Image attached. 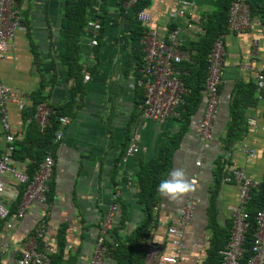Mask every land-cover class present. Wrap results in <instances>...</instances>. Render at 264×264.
I'll use <instances>...</instances> for the list:
<instances>
[{
  "label": "crops",
  "instance_id": "1",
  "mask_svg": "<svg viewBox=\"0 0 264 264\" xmlns=\"http://www.w3.org/2000/svg\"><path fill=\"white\" fill-rule=\"evenodd\" d=\"M189 1L194 3L193 13L180 26L184 29L190 20L196 26V32L183 34L187 48L192 49L203 34L197 23L213 11L214 0ZM248 2L254 9L264 8V0ZM175 3L176 0H153L147 9L162 34H168L166 16ZM65 11V0H15L14 12L22 26L0 62V83L15 90L24 101L23 105L8 106L17 141L28 136L33 123L39 126L40 109L51 111L53 118L55 114L58 116L57 110L71 102L75 80L68 78L61 52ZM119 14L116 0H110L107 6L103 0L94 1L91 19L101 21L104 17L105 24L98 47L91 46L92 38L87 32L82 40L83 77L89 74L90 81L84 78L83 92L75 96L74 116H66L70 125L63 130V139L59 143L54 140L51 155L56 166L50 183L51 196L46 205H34L19 217L21 206L14 211L17 199L12 193L6 195L3 204L12 214L9 222L0 220V243L5 239L0 264H17L28 248L35 245L43 224L52 239H56L62 226H68L66 260L76 254L78 259L74 264H86L95 255L98 238L114 205L120 209L113 218L110 234L120 226L123 208L128 213L121 236H130L147 220L138 204L136 174L141 164L156 159L180 133L181 117L160 124L145 120L139 112L144 94L135 84L136 64L130 65L133 45L127 40L125 20ZM225 45L221 105L213 140L207 141L199 135V124L207 107L204 92L202 105L191 119L173 160L172 172L183 167L189 179L196 180L193 191L178 200L160 195L150 226V240L162 247L161 255H168L172 241L168 229L177 224L178 213L190 203L195 205L194 217L183 230L185 254L181 264H206L213 240L218 237L226 246L232 236L231 210L239 204V191L236 185H225L224 181L217 184L215 172L219 165L224 167L223 178L229 167H236L260 184L264 181V90L256 93L255 105L245 110L246 136L232 148L226 143L234 94L240 88L256 85L257 76L264 69V18L254 15L252 27L246 33L228 32ZM40 91L43 103L36 106L34 97ZM59 131H62L60 123ZM132 137L139 140L141 152L124 164L123 157ZM5 147L0 121V151ZM14 160L25 172L32 164L30 160L25 163ZM5 181L10 187L17 184L11 176ZM8 223L13 227L7 230ZM104 264L117 263L106 257Z\"/></svg>",
  "mask_w": 264,
  "mask_h": 264
},
{
  "label": "built area",
  "instance_id": "2",
  "mask_svg": "<svg viewBox=\"0 0 264 264\" xmlns=\"http://www.w3.org/2000/svg\"><path fill=\"white\" fill-rule=\"evenodd\" d=\"M139 0H126L124 8H133ZM15 0H0V62L4 60L10 42L15 38L21 29V22L14 12ZM194 3L189 0H176L172 10L167 14L168 34H162L160 29L154 26L153 19L147 10L138 14V20L145 29L142 39V51L145 54L144 68L141 70V77L135 79L136 87L143 91V101L139 105V112L145 120L164 124L169 119L179 118V109L184 104L185 98L191 93L186 87L183 76L185 74L179 69L183 63L192 61V53L187 48L183 34L185 32H196V26L191 22L183 29L180 23L192 15ZM168 27V28H169ZM252 27V7L248 0H237L230 10L229 32L246 33ZM101 21L92 19L88 24V34L92 38L91 46H99V36L102 31ZM226 57L225 36L218 38L213 45L209 55L208 76L206 78V99L207 107L204 118L199 124V135L212 141L214 137V123L217 119L220 105V87L224 75V63ZM85 81H90V75H85ZM258 92L264 90V69L257 76L256 81ZM24 101L15 90L0 83V121L5 134L6 147L0 151V220L9 222L11 212L3 204L8 193L12 197H19V187L27 186V191L22 201L19 217H23L25 212L34 205L44 206L48 203V193L50 183L55 175L56 162L49 153L41 164L34 181L30 183V178L25 169L18 167L14 160L16 152V135L10 123L8 106L10 104L23 105ZM51 111L40 109L38 117L39 126L42 129L50 125ZM62 131L56 133V142H61L64 136V129L70 125L68 117L59 120ZM141 152L139 140L132 137L128 143L123 157V163ZM252 156L254 154L252 153ZM11 176L17 183L10 187L5 178ZM225 185H236L239 191V204L232 208L231 217L233 231L230 241L219 252L221 264H264V205L254 217L248 212V207L252 200V192L258 189L260 183L249 177L244 170L229 167L224 177ZM195 184L196 180H192ZM117 202L118 197L115 196ZM157 210V209H156ZM119 209L114 205L110 210L105 227L98 238V246L93 259L86 264H104L105 243L112 221ZM195 214V205L190 203L186 208L178 213V222L168 229V235L172 237L170 244L171 253L161 255L160 245L153 242L148 251V257L144 264H181L184 261L185 247L183 244V230L188 221L192 220ZM253 222L256 225V232L249 238ZM13 227L8 223L7 230ZM39 239L44 242L43 250H39L38 238L33 247H29L25 254L18 260L17 264H51L52 256L57 252L56 239H52L46 233V226L40 227ZM0 243V260L3 256L2 247L5 243ZM169 249V248H168Z\"/></svg>",
  "mask_w": 264,
  "mask_h": 264
},
{
  "label": "trees",
  "instance_id": "3",
  "mask_svg": "<svg viewBox=\"0 0 264 264\" xmlns=\"http://www.w3.org/2000/svg\"><path fill=\"white\" fill-rule=\"evenodd\" d=\"M95 0H65L66 11L65 20L61 32V52L64 64L68 67V78L75 80V86L72 91L71 102L63 109L57 110L58 116L55 114L50 120V125L41 129L37 124H32V129L25 139L16 141V152L14 159L25 163L32 161V164L26 168V174L30 178V183L34 181L36 172L40 169V165L44 162L47 155L54 150L56 133L59 130V120L63 117H73L76 98L79 93L83 92V64H82V40L88 32V24L91 19V9ZM110 0H103L107 6ZM120 9V17L125 20L126 31L128 33V42L132 43V53L130 56V65L136 64L134 70L135 78L141 77V70L144 68L145 54L142 51V39L145 29L138 20V14L143 10H147L152 6L153 0H139L131 9L126 10L124 4L126 0H116ZM237 0H214V9L212 12L202 16L197 23L203 30L201 38L190 49L192 53V61L183 63L179 69L183 74V81L191 93L185 98L184 104L180 107V133L171 139V143L165 146L160 155L148 163L140 166L139 172L136 174V185L138 189V204L146 214V221L138 226L130 235L123 237L120 235L121 230L127 226L128 211L123 208L122 220L120 226L113 230L110 237L106 239L104 245V258H110L117 264H144L150 246L153 240H150V226L154 222V210L160 204V194L158 186L162 179L170 175L173 170V160L180 143L189 130L191 119L200 109L203 101V94L206 88V78L208 76L209 55L213 49L214 42L225 36L228 32L230 10L234 2ZM252 7V6H251ZM107 11H105L106 13ZM254 15L264 18V8L254 9L252 7V17ZM105 18L102 17V25L105 24ZM170 26V29H174ZM103 32V29L101 33ZM100 37V36H99ZM140 90V89H139ZM142 91V90H141ZM143 92V91H142ZM257 85L249 86L244 89L240 88L234 94L232 103L231 121L227 128L226 143L229 148L235 146L246 136L248 132V123L245 119V110L255 105ZM261 93V92H260ZM41 91L34 97L36 106L43 102ZM35 127V128H33ZM38 140L36 141V138ZM130 141V138H129ZM223 168V170H222ZM215 172L217 184L223 182L224 167ZM225 176V175H224ZM51 187V184H50ZM27 186L19 187V197L14 205V211L17 210L23 201ZM48 193V201L51 191ZM215 206V203H213ZM264 205V181L258 189L252 192V200L248 207V212L252 217L263 208ZM119 207V206H118ZM120 209V208H118ZM119 213V212H118ZM12 214V213H11ZM216 215V212H214ZM215 219V216H214ZM213 219V220H214ZM68 226H62L57 233L56 245L57 252L52 256L51 264H74L78 259V255H72L66 260L68 252ZM256 232V225L253 222L249 238H252ZM230 238V237H229ZM228 238V240H229ZM39 249L44 246L42 239L38 238ZM150 240V241H148ZM224 242L216 237L212 242V249L206 264H221L219 252L224 248ZM162 249V247L160 246Z\"/></svg>",
  "mask_w": 264,
  "mask_h": 264
},
{
  "label": "clouds",
  "instance_id": "4",
  "mask_svg": "<svg viewBox=\"0 0 264 264\" xmlns=\"http://www.w3.org/2000/svg\"><path fill=\"white\" fill-rule=\"evenodd\" d=\"M192 191L193 183L189 179L187 170L183 167L175 169L169 176L162 179L158 186L159 194L171 200L181 199Z\"/></svg>",
  "mask_w": 264,
  "mask_h": 264
}]
</instances>
